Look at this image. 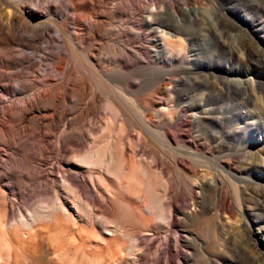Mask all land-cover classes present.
<instances>
[{"label": "rangeland", "instance_id": "obj_1", "mask_svg": "<svg viewBox=\"0 0 264 264\" xmlns=\"http://www.w3.org/2000/svg\"><path fill=\"white\" fill-rule=\"evenodd\" d=\"M46 1L35 10L37 0H0V25L8 19L15 21L10 34L0 32V62H4L3 83L7 87L6 92L0 91V114L17 99L27 101L41 92L39 84L46 79L61 83V76L66 77L69 73L65 71H69L84 76L92 85L94 93L86 102L95 101L97 116L74 137L61 134L63 128L46 136L37 132V142L46 151V162H36L41 164L42 180L34 181V171L27 166L20 168L25 174L24 185L4 190L8 213L27 211L51 200L62 175L83 185L87 196L97 202V210H103L107 203L85 171H68L69 154L62 153L61 146L87 151L89 137L101 135L109 121L116 123V130L124 127L127 143L131 142L139 159L151 163L159 158L156 172H161L162 162L171 166L160 176L165 184L169 180L172 194L166 197L164 189L157 187L168 215L166 225L136 235L148 248L143 254L139 251L143 264H164L166 257L172 264H264V0H136L139 6L135 9L142 10L133 11L136 26L129 35L133 48H149V64L136 58L122 72L114 62L118 49H130L124 36L107 33L83 42L92 26L86 22L88 28L80 32L76 27V15L91 23L101 21L99 13L106 12L115 0L96 9L77 6L75 11L66 0ZM162 35L170 41L166 55L159 50ZM100 43L91 53L93 45ZM96 57L110 72L108 83L102 82ZM35 60L38 65L34 69L19 73L12 69ZM53 66L61 71L54 72ZM23 75L34 77L38 86L31 85L36 88L13 98L17 77ZM74 101L71 99L69 108ZM48 114L41 109L34 120L41 121ZM32 127L37 128L31 126L26 135ZM166 132L173 133L181 146L182 163L177 168L174 153L165 147L170 142ZM30 153L31 149L27 155ZM13 158L0 150V182L4 186ZM172 206L179 209L175 223L170 215ZM70 213L76 223L72 228L81 225L76 214ZM104 224L97 218V226ZM18 233L26 250L37 243L50 251L55 248L42 226ZM96 233L87 241L83 234L77 235L74 243L88 252H105L110 237L99 230ZM49 258L62 264L55 253ZM0 264L36 263L26 254L16 263L3 256Z\"/></svg>", "mask_w": 264, "mask_h": 264}, {"label": "bare ground", "instance_id": "obj_2", "mask_svg": "<svg viewBox=\"0 0 264 264\" xmlns=\"http://www.w3.org/2000/svg\"><path fill=\"white\" fill-rule=\"evenodd\" d=\"M43 1L46 0H37L35 10L44 6L41 5ZM106 1L66 0L69 9L73 11L81 5L95 9L100 8ZM46 2L48 3V0ZM115 2L111 7L106 8V12L99 13V16L103 18L101 21L91 23L88 21L89 18H83L81 14L76 15V27L79 32L88 28L85 25L86 22L93 29L87 38L83 36V42L91 37L94 39L98 35L107 33L124 36L127 41L126 45L130 49L117 50L118 55L116 60L114 59L116 70H119L118 72L124 71L125 68L135 62L136 58L145 60L149 64V48L146 47L143 50L133 48L131 44L133 41L129 35L133 27L136 26V13L134 14L133 11L139 4L136 3V0L125 2L115 0ZM33 6L35 7V5ZM141 10L142 8L138 7L136 11ZM150 13L152 11H149L147 15V25L151 20ZM14 25L15 21L8 19L7 24L0 25V32L10 34L14 30ZM146 38L148 37L146 36ZM159 39V42L156 40L159 50L166 55V52L170 51V41L165 35ZM104 42L105 39L103 38L101 43ZM101 43L94 44L90 52L94 53L95 47H99ZM20 55L23 56V53ZM87 55V58L90 57L89 54ZM100 57L102 56L100 55ZM90 59H93V56ZM3 63V61L0 62L2 69V71L0 70V91L6 92L7 87L3 83ZM37 65L38 62L35 60L29 61L27 65L25 63L22 66L17 65L12 69L19 73L23 69H34ZM95 66L100 69L102 82L108 83L109 77L107 75H110V72L106 68L107 66L102 65L97 57L95 58ZM53 71L60 72L61 69L53 66ZM65 73L69 74L66 77L61 76L62 81L59 84H56L52 78L43 81L39 84L42 86V91L27 101L19 98V96L21 97L20 93L23 94V92L36 88L31 85L38 86L37 82L33 80L34 77L28 75L17 77L18 80L15 82L17 85L12 97L19 99L13 102L12 108H8L7 111L4 110L0 114V150L6 153L8 157L14 155V158L11 159L13 169L7 173V186L0 182V260L6 256L11 257L12 262L16 263L28 254L29 259L36 264H54L49 256L55 253L60 257L62 264H143L139 251L143 254L148 248L142 244V241H139L140 238L136 235L164 227L168 215H166V209L162 202L163 195L161 197L157 194V187L164 189L166 197L172 194L171 183L168 180L165 184L160 176L171 169V166L162 162L161 172H156L159 169L158 157H155L156 160L153 158L151 163L139 159L131 142L127 143L128 134L124 127L118 125L119 128L116 130L115 121V124L109 121L107 124L105 123L106 128L103 129L101 135L89 137L90 147L87 151L77 152L59 140V144L62 143V153L69 154L66 164L68 171L71 172V169L85 171L91 185L98 190L107 203H105L106 207L103 210H97V202L87 196L83 185L78 184L70 176L62 175L61 180L59 179L60 187L48 202L38 204V206L27 211H19L16 214H10L11 211L10 213L7 211V196L4 190H13L15 187L21 188L24 185L25 174L19 170L20 168L27 166L34 171V181L42 180L39 170L41 164L36 162H46V151L37 142L39 140L36 138L37 132L43 131L46 136L51 131L56 132L63 128L61 134L74 137L81 134L80 132L87 121L97 116L95 101L86 102L94 93V89L93 91L91 89L92 85L78 73L69 71H65ZM71 99H75V101L71 103L72 108H69L68 104ZM85 102L88 104L86 105ZM109 106L111 105L109 104ZM41 109L51 114L42 117L41 121L34 120L37 118L36 113L40 112ZM109 109L111 110V108ZM69 116L72 117L68 121L67 117ZM141 118L147 122L145 114L141 113ZM26 124L37 128L32 127L31 134L26 135L25 132L31 127ZM166 134L171 143H167L165 147L174 153V167L177 168L182 163L181 146L177 144V139L173 133L166 132ZM30 149L31 153L27 155ZM32 155L35 156V160L32 159ZM176 201L180 202L181 199H176ZM147 204L149 207L145 208L144 206ZM223 206L226 208V204ZM177 207L172 206L170 208V215L174 223L179 212ZM70 210L76 214L81 223L76 228L71 226H75L76 223L71 218ZM97 218L105 221L104 226H97L99 223L96 225ZM39 226L45 228L49 238L55 244L52 251L41 248L38 243L29 250L23 248L18 231L31 230ZM96 230L110 237V245L105 252H88L85 248L74 243L77 235L83 234L84 240L87 241L90 236L97 234ZM164 264H172V260L166 257Z\"/></svg>", "mask_w": 264, "mask_h": 264}]
</instances>
